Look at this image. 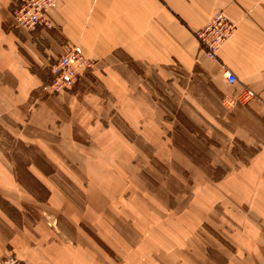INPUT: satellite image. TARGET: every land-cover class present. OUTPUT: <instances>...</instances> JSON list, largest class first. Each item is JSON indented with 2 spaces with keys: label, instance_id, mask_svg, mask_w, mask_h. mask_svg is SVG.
Wrapping results in <instances>:
<instances>
[{
  "label": "crops",
  "instance_id": "obj_1",
  "mask_svg": "<svg viewBox=\"0 0 264 264\" xmlns=\"http://www.w3.org/2000/svg\"><path fill=\"white\" fill-rule=\"evenodd\" d=\"M22 1L0 0V121L19 131L16 151L47 158H17L13 165L0 158V263L13 254L20 264H264V0H57L49 10L53 28L33 30L14 25ZM221 13L237 29L212 59L196 34ZM70 46L81 47L94 69L71 91L47 95L53 66ZM248 90L255 97L245 101ZM173 112L174 119L224 121L225 139L259 149L217 182L221 196L211 191L207 203L195 197L191 261L183 255L188 214H178L172 232L161 219L145 223L137 237L107 218L115 209L103 207V187L82 188L94 200L78 206L56 176L39 171L66 166L49 155L58 149L80 152L87 168L93 160L96 167L105 136L113 151L119 142L129 153L140 151L137 139L159 151ZM189 162L193 167L183 161L200 177L199 160ZM17 167L29 174L15 175ZM203 176L200 183L207 182ZM228 199L241 214L223 203ZM212 216L216 225L206 224Z\"/></svg>",
  "mask_w": 264,
  "mask_h": 264
},
{
  "label": "rangeland",
  "instance_id": "obj_2",
  "mask_svg": "<svg viewBox=\"0 0 264 264\" xmlns=\"http://www.w3.org/2000/svg\"><path fill=\"white\" fill-rule=\"evenodd\" d=\"M157 85H160L159 81H157ZM47 87L45 88L47 95H55L49 93ZM155 89L159 90V88ZM172 115L174 116L172 117ZM174 117L175 113L173 112L165 121V125L162 126V133L164 132L168 137L165 136L166 145L162 144L164 146H161L159 151H154L150 145L144 144L140 139H137V148L139 147L140 151L137 149L135 153L130 152V154L120 142L118 150L113 151L116 146H112V137L105 136L104 151L100 156L101 162L96 163V167L93 160V167L87 168L83 163L84 157L82 156L83 160L81 159L80 155L82 153L80 152H62L58 149L56 153H49V155L54 154V160L61 161V163L66 162V166L45 167L40 168L39 171L49 176H56L59 182L57 186L67 193V196L71 197L73 202H77L78 206H85L86 202L94 200L88 199L87 201L82 188L95 187L96 185L103 187V207L115 209L113 212L115 214H107V216L109 215L107 218L111 219V222L121 229L131 227L135 230L137 237L143 235L140 230H142L145 223L151 222L150 224L153 227L155 226L154 222L160 223L161 219L166 224L167 231L172 232L170 231L171 225L174 224L172 221L177 219L178 214H188L183 218L184 222L182 223L188 235L185 240L187 250L183 255L191 261L192 254L187 255V252L191 250L192 246L191 226L195 217L190 214V211L194 206L195 197L200 194V198H202L200 201L207 203L203 199L207 198L211 191L213 193L217 192L221 196L217 182L225 178L231 170H234L237 164L248 163L259 149L241 145L240 140L234 136H232L231 141L229 137L225 139L223 130H221L224 121L192 120L185 117L174 119ZM9 124L0 121L1 159L7 164L13 165L12 161L17 160V158H20V160L22 158L32 159L33 156L47 158L46 153L42 152L32 153L27 149L16 151L14 145L22 142L18 140L20 138L16 135V132L19 133L18 130H13L15 134L9 132ZM120 127L123 132L129 130L124 121L121 122ZM233 134H236V131H233ZM160 137L158 135L156 139L159 140ZM77 138L81 143H91L90 138L87 136ZM129 139L131 143H134L135 140L132 137ZM152 139L154 140V137ZM23 144L25 145V142ZM171 144L178 150L183 149L181 154L184 158L180 156V153L177 155L174 149L170 151ZM190 159L199 160L201 170H203L201 172L207 174L206 176L209 178L206 179L200 171V177L194 174L193 168H191L193 165L189 162ZM183 161L191 167L184 165ZM228 162L234 163L233 167H230L231 165L229 166ZM81 163L83 164L80 166ZM12 170L15 175L18 173V176L29 174L27 168L17 167ZM201 175L203 180H207L206 183H200L202 181L197 180L201 179ZM68 177L73 178L75 183H72ZM87 179L92 183L98 182V184H86ZM100 179H103V184L99 183ZM210 179H212V183ZM232 200H223V203L241 214V211L236 209L238 205L232 203ZM188 209L190 210L187 212ZM205 223L216 225V219L212 216V220ZM215 233V236L221 234V232L216 231ZM224 241L227 242L226 239ZM204 244L208 245L207 241ZM8 256L14 255L9 254L6 257Z\"/></svg>",
  "mask_w": 264,
  "mask_h": 264
},
{
  "label": "built area",
  "instance_id": "obj_3",
  "mask_svg": "<svg viewBox=\"0 0 264 264\" xmlns=\"http://www.w3.org/2000/svg\"><path fill=\"white\" fill-rule=\"evenodd\" d=\"M56 2L57 0H23L13 13L15 27L22 30H33L38 27L52 29L54 25L49 16V10ZM236 29L237 25L221 13L198 31L196 37L208 56L215 59L219 49L232 37ZM94 66V62L86 57L81 47L66 48L53 66V79L47 91L51 94L71 91L78 80ZM224 75L230 84L237 82V78L230 71L226 70ZM254 97V92L248 90L243 99L248 101ZM0 264H20V262L14 256H8Z\"/></svg>",
  "mask_w": 264,
  "mask_h": 264
}]
</instances>
